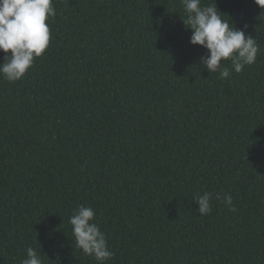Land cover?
<instances>
[{"label": "trees", "instance_id": "obj_1", "mask_svg": "<svg viewBox=\"0 0 264 264\" xmlns=\"http://www.w3.org/2000/svg\"><path fill=\"white\" fill-rule=\"evenodd\" d=\"M53 4L45 53L0 78V264L29 246L43 264H97L69 223L81 204L106 264H264V9L216 0L259 46L223 78L200 64L181 0ZM205 191L235 210L213 199L201 215Z\"/></svg>", "mask_w": 264, "mask_h": 264}, {"label": "clouds", "instance_id": "obj_2", "mask_svg": "<svg viewBox=\"0 0 264 264\" xmlns=\"http://www.w3.org/2000/svg\"><path fill=\"white\" fill-rule=\"evenodd\" d=\"M255 3L264 9V0H255ZM181 4L187 13L183 22L192 30L189 42L208 50L200 58V64L210 73L219 72L221 77L227 78L230 69L223 66V61L231 60L237 73L256 62L259 46L254 37L246 35L247 25L237 28L224 18L216 0L203 6L201 0H181ZM55 16L53 0H0V51L6 54L0 63V78L16 82L25 77L35 59L49 47V21ZM213 199L235 210L233 196L229 193L205 191L194 195L192 201L198 204L197 211L201 215H207L212 211ZM94 221L95 209L84 204L75 208L69 217L76 247L94 257L97 264H106L115 253L108 246L106 234ZM26 253L21 264H43L35 248L27 247Z\"/></svg>", "mask_w": 264, "mask_h": 264}]
</instances>
